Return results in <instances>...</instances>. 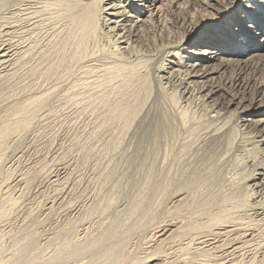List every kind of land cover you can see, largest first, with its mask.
<instances>
[{
    "label": "rangeland",
    "instance_id": "obj_1",
    "mask_svg": "<svg viewBox=\"0 0 264 264\" xmlns=\"http://www.w3.org/2000/svg\"><path fill=\"white\" fill-rule=\"evenodd\" d=\"M77 1L89 3L91 0H0V41H11L13 48L17 46L19 49L12 56L13 65L10 62L7 70H0H6L2 72L6 78L0 72V130L14 128L9 123H13L14 117L23 109L26 114L16 116V126H22V115L27 116L26 121L21 118L25 122L24 127L0 131V264H15L16 261L17 264H140L151 254V248L156 247L155 251L159 252V245L166 249L168 244H173L168 240H164L165 243L156 242L152 247L151 243L144 244V237L152 233L154 227L163 224L165 219L175 220L179 215V220H176L179 222L178 229L172 234L178 239L177 234L185 233L188 227L196 225L198 221L194 220L197 213L206 210L200 209L202 206L195 207V204L208 202L209 207V201L214 204L217 198L214 209H222L223 216L230 218V214L238 215L244 222L247 219L250 221L249 218L255 216L253 209H250L251 204L264 206V178L260 181L251 179L256 172H262L260 166L264 168L263 129L250 125L238 126L236 116L228 115L219 124L223 125L218 130L219 137L200 135L201 138L197 136L196 140L195 136L194 141L193 135L186 129L190 131L191 123L207 119L209 106L193 90L191 83L181 81L184 68L174 66L172 71L165 68L170 53L178 56L175 53L179 51L180 55H185L186 50L192 48L188 45L190 39H187L190 34L183 36L188 29L187 12H193L194 16L205 14L206 18H203L195 34L203 33L201 27L205 25L203 29L206 34L222 31L218 39H224L220 37L224 34L225 22H217L213 0H179L183 2L182 5L187 4L183 6L186 12L183 14L185 26L182 21L179 24L173 19L167 7L168 0H163L167 10L162 7L161 11L155 9L151 17H147V14L141 16L146 21L140 27L141 44L123 38L118 31L110 28L113 24L101 17L97 21L100 25H97L96 31L80 30V25L75 20V23L69 21L70 15L63 12L66 4L78 5ZM258 1L249 2L256 6ZM24 8L29 9L28 12ZM177 40H181L179 45ZM258 40L257 37L255 43ZM229 43L241 52L239 57L253 68L247 77L259 82L264 96V68L249 54L254 41L235 34L229 38ZM58 59L59 62L55 63ZM32 70L34 74L39 72L32 75ZM235 71L236 68L232 67L225 69L222 76H232ZM7 73L16 74H10L11 79ZM44 75L47 78L44 77L45 81L42 79ZM33 77L38 79L34 85L31 84L35 83ZM141 77L147 79L149 92L126 125L122 119L114 117L113 112L115 107L122 104L125 94L141 82ZM40 93L43 96L39 97ZM30 95L33 96L31 100L42 101L32 110H29L32 101H27ZM19 101L26 102L21 105ZM14 103L18 108L20 105L23 107L22 110H15L16 115L13 114ZM9 109L11 111L8 112ZM11 112L13 115L9 114ZM4 123L9 124L8 128ZM219 142L225 144L222 146ZM196 175L201 176L199 183H195ZM181 184H189L195 208L185 209L183 202L190 197L184 195L186 192L176 194L175 201L170 199L171 191ZM253 201L256 203L253 204ZM226 202H230L227 203L229 207L225 205ZM222 204L228 212L223 210ZM187 212L191 217L186 216ZM180 216L189 220V226ZM182 224L188 227L183 229ZM112 227H115L114 234L111 239H106L107 231ZM104 248H108L109 254L118 253L109 256L107 252V255L98 258V255L93 256V250L99 252ZM208 253L216 252L209 250Z\"/></svg>",
    "mask_w": 264,
    "mask_h": 264
},
{
    "label": "bare ground",
    "instance_id": "obj_2",
    "mask_svg": "<svg viewBox=\"0 0 264 264\" xmlns=\"http://www.w3.org/2000/svg\"><path fill=\"white\" fill-rule=\"evenodd\" d=\"M69 1V0H68ZM72 1V0H71ZM74 1V0H73ZM76 1V0H75ZM163 0H91L89 3H81L78 2V5H67L63 8L64 11L63 12H67L70 16L69 17V21H76V24L78 23L80 25V30L84 31V32H91L92 30L96 31V29H98L97 25L98 24V19L103 18L106 22L108 21L111 25L110 28H112V30H116L119 32V35L123 36V38L125 37L126 39H128L129 41L135 42V43H139L141 44L142 41V37H141V25L143 24V22L145 21L143 17V14L146 15L147 17H151L153 16V11H161L162 7L167 10L164 7L165 2H162ZM190 2L195 1V0H189ZM189 1H187L189 3ZM250 0H213L214 2V11H216L215 13L217 14L216 20L217 22H225L223 25L224 28V34L221 35L220 38H224L223 40H219V34L222 31H218L215 32L214 34L209 32L206 34L204 31V26L201 27V31L203 33H199V34H195V30L202 24L201 22L204 20L203 18L205 17V14H198V15H192L191 13L187 12V18L186 20L188 22V26L186 29V33L183 34V36L190 34L189 37L187 39H190V41L188 42L189 47L192 46V48L190 50H186V54L184 55H180L179 51L178 53L174 52L175 54H178V56H175L173 54H171L170 52V59H166V67L165 68H169L171 71L174 68V66L179 68H184V71L181 73L180 79L181 81H186L188 84H192L190 86H192L193 90L197 93H199L201 95V97L204 99V103L206 102V104L209 106L208 109V116L207 119H204L198 122H193V124L191 123L190 127V131L189 128L186 129L189 133L191 132V134L193 135V139L195 137V139L197 140V136H207V135H216L219 137L220 133L218 134V130H220V128L223 127V125L221 122L226 118V116L230 115V116H236V124H238V126H243V125H250L253 128H262L263 132H264V96L261 94V90H260V86L259 82H257V80L247 77V74H249V72L251 71V68L249 66V63L240 58L239 56L241 55V52H238L234 49V47L229 43V38L232 37V35H241L243 36L245 39H252V41H254L253 44H251L250 48H249V54L251 57L255 58L256 60H258L260 66L262 68H264V0H260L256 3V6H252L250 5ZM252 1V0H251ZM88 2V1H87ZM186 2V3H187ZM201 2V1H200ZM3 3V2H2ZM68 3V2H67ZM76 3V2H75ZM132 3V4H131ZM164 3V4H163ZM169 3V9H170V13L171 15L174 17L173 19L181 24L185 22V16L183 14H185L186 12L183 11V6L187 5H182L183 2L179 1V0H168ZM34 4V3H33ZM64 4V2H63ZM190 4V3H189ZM194 4V2H193ZM27 5V4H26ZM32 5V4H31ZM168 5V4H167ZM191 5V4H190ZM33 6V5H32ZM61 6V4H60ZM166 6V4H165ZM192 6V5H191ZM194 6V5H193ZM198 6V5H197ZM213 6V5H212ZM23 7V6H22ZM28 7V6H26ZM189 7V6H188ZM132 8V9H131ZM195 8V7H194ZM23 9V8H22ZM25 9V8H24ZM27 9V8H26ZM25 9V10H26ZM62 9V8H61ZM60 9V10H61ZM154 9V10H153ZM187 9V7H186ZM193 9V8H192ZM24 10V11H25ZM29 10V9H28ZM28 10H26V12H28ZM23 11V12H24ZM109 11V12H108ZM187 11V10H186ZM190 11V10H188ZM18 12V11H17ZM70 12V13H69ZM73 12V13H72ZM108 12V13H106ZM169 12V11H168ZM103 13H105V16H102ZM161 13V12H160ZM198 13V12H196ZM67 14V15H68ZM133 14H136L137 16L134 17ZM214 14V16L216 15ZM108 15V16H107ZM208 14H206V16H208ZM168 16V13H167ZM106 17V18H105ZM140 17V18H138ZM171 17V16H170ZM136 18V19H133ZM206 18V17H205ZM148 19V18H147ZM169 20V19H167ZM75 21H73L75 23ZM146 22V21H145ZM70 23V22H69ZM100 23V21H99ZM140 23V24H138ZM172 23V21L170 22ZM75 24V25H76ZM102 24V23H101ZM145 24V23H144ZM154 24V23H153ZM174 24V23H173ZM74 25V24H73ZM78 25V26H79ZM105 25V23H104ZM152 25V24H150ZM185 26V24H183ZM106 26V25H105ZM174 26V25H172ZM146 27V26H145ZM180 27V26H179ZM100 28V27H99ZM140 28V29H139ZM148 28V26H147ZM102 29V28H101ZM144 30V29H143ZM142 30V31H143ZM176 30V29H175ZM184 30V29H183ZM72 32V31H71ZM93 32V31H92ZM114 32V31H113ZM112 32V33H113ZM151 32V31H150ZM149 32V33H150ZM110 33V32H109ZM184 33V32H183ZM111 34V33H110ZM114 34V33H113ZM112 34V35H113ZM37 35V34H36ZM144 35V34H143ZM197 35V37L195 38V36ZM117 36V35H116ZM184 36V37H185ZM173 37V36H172ZM171 37V38H172ZM258 37L259 40L258 42L255 43L256 38ZM181 38H183L181 36ZM1 39V38H0ZM22 39V38H21ZM117 39V38H116ZM167 39V38H166ZM169 39V38H168ZM186 39V40H187ZM147 40V39H146ZM171 40V39H170ZM174 39H172L173 41ZM183 40V39H182ZM151 41V40H150ZM178 41V45L181 42V40H177ZM226 41V42H225ZM173 44V42H171ZM170 43V46H172ZM151 44V43H150ZM166 44V43H165ZM175 44V42H174ZM134 45V44H133ZM169 45V44H167ZM141 46V45H140ZM134 47V46H133ZM137 47V45H136ZM168 47V46H167ZM178 48V46H176ZM144 48V47H143ZM162 48V47H161ZM40 49V48H39ZM61 49V48H60ZM146 49V47H145ZM182 50L185 48H181ZM19 49L13 48L11 41H6V40H1L0 41V70L2 68L7 67L10 65V62L12 60V56L14 54H16V52ZM31 50V49H30ZM38 50V49H37ZM149 50V49H148ZM160 50V48H159ZM180 50V49H179ZM48 51V50H47ZM133 51V50H132ZM155 51V50H154ZM153 51V52H154ZM167 51V50H166ZM171 51V50H170ZM176 51V50H175ZM136 52V51H135ZM143 52V51H141ZM160 52V51H159ZM27 53V52H26ZM145 53V52H144ZM150 53L151 50H150ZM59 54V53H58ZM45 55V53H44ZM53 55V54H52ZM133 55V54H132ZM46 56V55H45ZM44 56V57H45ZM49 56V54H48ZM155 56V55H154ZM165 56V55H164ZM167 56V54H166ZM165 56V57H166ZM33 57V56H32ZM55 57V56H53ZM140 57V56H139ZM145 57V56H144ZM142 58V57H140ZM147 58V57H146ZM163 58V57H162ZM161 58V59H162ZM46 59V58H45ZM50 59V58H49ZM90 59V58H89ZM139 59V58H138ZM144 59V58H143ZM149 59V58H147ZM174 59V60H173ZM14 60V59H13ZM43 60V59H42ZM51 60V59H50ZM78 60V59H77ZM140 60V59H139ZM165 60V58H164ZM31 61V60H30ZM45 61V60H44ZM49 61V60H47ZM52 61V60H51ZM37 62V61H36ZM59 59L57 62L58 63ZM12 63V62H11ZM35 63V62H34ZM49 63V62H48ZM162 63V62H161ZM19 64V63H18ZM36 64V63H35ZM43 64V63H42ZM171 64V65H170ZM13 65V63H12ZM51 65V64H50ZM57 65V64H56ZM62 65V64H61ZM139 65V64H138ZM168 65V67H167ZM21 66V65H19ZM23 66V65H22ZM35 66V65H34ZM38 66V65H37ZM36 66V68H37ZM140 66V65H139ZM159 66V65H158ZM11 67V66H10ZM30 67V66H29ZM39 67V66H38ZM41 67V66H40ZM43 67V65H42ZM53 67V66H51ZM116 67V66H115ZM147 67V66H146ZM232 68H236L235 73L232 76H222L223 72L225 69H231ZM35 68V67H34ZM46 68V66H45ZM164 68V69H165ZM6 69V70H7ZM12 69V68H11ZM19 69V67H18ZM16 68V70H18ZM48 69V68H47ZM65 69V68H64ZM92 69V68H91ZM159 69V67H158ZM162 69V68H161ZM5 70V71H6ZM13 70V69H12ZM10 70V71H12ZM24 70V69H23ZM44 70V68H43ZM46 70V69H45ZM52 70V69H51ZM177 70V69H176ZM4 71V72H5ZM9 71V70H8ZM41 71V70H40ZM160 71V70H159ZM234 71V70H233ZM1 72V71H0ZM3 72V71H2ZM1 72V73H2ZM3 72V73H4ZM20 72V70H19ZM39 72V71H38ZM36 71V73H38ZM45 73V71H42ZM46 72L48 73L49 71L46 70ZM176 72V71H175ZM2 73V76H3ZM12 73V72H11ZM7 73V76H9V78H11V74ZM21 73V72H20ZM35 73V74H36ZM166 73V71H165ZM177 73V72H176ZM11 74V75H10ZM30 74L35 75L33 73V70L30 72ZM50 74V73H49ZM173 74V73H171ZM37 75V74H36ZM55 75V74H54ZM53 75V76H54ZM97 75V74H96ZM178 75V74H177ZM42 76V73H41ZM163 76V75H162ZM173 76V75H172ZM179 76V75H178ZM216 76H218V78L220 77V79H218ZM5 77V76H3ZM16 77H18V74L16 75ZM45 77V75L42 77V79ZM177 77V76H176ZM6 78V77H5ZM27 78V77H26ZM46 78V77H45ZM44 78V81H45ZM218 80H217V79ZM8 79V78H7ZM5 79V80H7ZM12 79V78H11ZM19 79V78H18ZM34 79V77H33ZM32 79V80H33ZM47 79V78H46ZM100 79V78H99ZM177 79V78H176ZM264 79V78H263ZM17 80V79H16ZM24 80V79H23ZM31 80V79H30ZM38 80V79H36ZM36 80L34 79L33 81L35 83H31V84H36ZM41 80V79H40ZM85 80V79H84ZM92 80V79H91ZM123 80V79H122ZM15 81V80H14ZM19 81V80H18ZM32 81V82H33ZM124 81V80H123ZM2 83V80L0 81ZM9 82V80H8ZM7 81H5V84L8 83ZM43 82V81H40ZM101 82V81H100ZM128 82V80H127ZM131 82V81H130ZM174 82V81H173ZM4 83V82H3ZM45 83V82H44ZM80 83V82H79ZM180 82H178L179 84ZM264 83V82H263ZM16 84H18L16 82ZM101 84V83H100ZM131 84V83H130ZM129 84V85H130ZM175 84V82L173 83ZM177 84V83H176ZM185 84V83H184ZM6 85H9L6 84ZM21 85V84H20ZM104 85V84H103ZM126 85V84H125ZM128 85V84H127ZM1 86V85H0ZM3 86V85H2ZM15 86V85H14ZM27 86V85H26ZM32 86V85H31ZM105 86V85H104ZM174 86V85H173ZM172 86V87H173ZM183 86V85H182ZM181 86V87H182ZM24 87V86H23ZM29 87V86H27ZM90 87V86H89ZM100 87V86H99ZM176 87V86H174ZM180 87V88H181ZM21 88V87H20ZM26 88V87H25ZM24 88V89H25ZM178 88V85H177ZM176 88V89H177ZM1 89V88H0ZM5 89V88H4ZM2 89V90H4ZM9 89V86H8ZM28 89V88H27ZM174 89V88H173ZM189 89V88H188ZM187 89V90H188ZM191 89V88H190ZM189 89V91H190ZM26 90V89H25ZM39 90V89H38ZM53 90V89H52ZM131 91L128 94H125V97L122 98L124 101L122 102V104H117V108L115 107L116 110H114V117L116 118H120L123 120L124 124H126L127 120L130 118V116H132L137 109L139 108L140 103L142 102L143 98L147 96V93L149 92L148 90V85H147V79L145 77H141V82L134 86L132 89H130ZM183 90V89H181ZM192 90V89H191ZM1 91V90H0ZM4 91H8V90H4ZM24 90H22L23 92ZM37 91V89H36ZM175 91V89H174ZM180 91V90H179ZM47 92V91H46ZM119 92V91H118ZM186 92V91H185ZM184 92V93H185ZM193 92V93H195ZM7 93V92H5ZM19 93H21L19 91ZM18 93V94H19ZM29 93V92H28ZM45 93V92H44ZM48 93V92H47ZM46 93V94H47ZM191 93V92H190ZM4 94V93H3ZM17 94V93H15ZM25 94V93H24ZM33 94V93H32ZM31 94V95H32ZM38 95V93H36ZM71 94V93H70ZM199 94L197 95V97L199 96ZM6 95V94H5ZM9 95V94H8ZM28 96L29 99H27V101L33 99L32 97ZM98 95V94H97ZM96 95V96H97ZM27 96V95H26ZM43 95L40 96L41 97ZM84 96V95H83ZM192 96V95H191ZM194 96V95H193ZM192 96V97H193ZM1 97V94H0ZM15 97V96H14ZM17 97V96H16ZM31 97V98H30ZM38 97V96H37ZM38 97V98H39ZM79 97V96H78ZM195 97V96H194ZM196 97V98H197ZM13 98V97H12ZM25 97H23L24 99ZM27 98V97H26ZM36 98V97H34ZM50 98V97H49ZM189 98V97H188ZM10 99V98H9ZM37 99V98H36ZM94 99V98H93ZM2 100V99H1ZM26 100V99H25ZM119 100V98H118ZM23 101V100H22ZM19 101L22 105L25 104V102ZM33 103H32V102ZM30 104H31V108L29 110H32L33 108H35L36 106L40 105L42 103V101H38L35 100H31ZM85 101V100H84ZM18 102V103H19ZM81 102V101H80ZM202 102V101H201ZM202 102V103H203ZM17 103V102H16ZM16 103H14L15 108H11L13 110V112L9 113L10 115H16L15 110H19V108L22 110L23 107L21 108L18 105L16 107ZM77 104V103H76ZM75 104V106H76ZM142 104V103H141ZM150 104V103H149ZM27 105V104H26ZM205 105V104H204ZM13 106V105H12ZM13 106V107H14ZM24 106V105H23ZM69 106V105H68ZM72 106V105H71ZM175 106V105H174ZM207 106V107H208ZM206 107V108H207ZM231 107V108H230ZM26 108V106L24 107ZM184 108V107H183ZM28 109V108H27ZM96 109V108H95ZM192 109V108H191ZM28 110V111H29ZM57 110V109H56ZM90 110V109H89ZM207 110V109H206ZM11 111L10 109L8 110V112ZM27 111V112H28ZM186 111V110H185ZM19 112V111H17ZM26 112V109H25ZM32 112V111H31ZM83 112V111H82ZM106 112V111H105ZM13 113V114H12ZM21 113V111L19 112ZM19 113H17V117H19ZM23 114L24 113V109H23ZM21 113V114H22ZM67 113V112H66ZM80 113V112H79ZM184 113V112H183ZM31 114V113H30ZM33 114V113H32ZM92 114V113H91ZM102 114V113H101ZM136 114V113H135ZM8 115V114H7ZM29 115V113L27 114ZM238 115V116H237ZM14 117L15 119L17 117ZM111 116V115H110ZM248 116V117H247ZM257 116H260L259 118H256ZM24 119H23V118ZM27 117V116H25ZM24 115L21 116V118L23 119V121L25 120ZM29 117V116H28ZM98 117V116H97ZM187 117V116H186ZM21 120V124L20 127H17L19 125L16 126L17 121L14 120V122L9 123L10 125L13 124V126H15L14 128L11 127V129H16L17 130L19 128L24 127L25 122L23 123L22 119ZM31 118V116H30ZM105 118V117H104ZM209 118V119H208ZM28 119V118H27ZM112 119V118H111ZM114 119V118H113ZM19 120V119H18ZM31 120V119H30ZM65 120V119H64ZM192 120V119H191ZM26 121V120H25ZM105 121V120H104ZM110 121V120H109ZM120 121V120H118ZM195 121V120H194ZM197 121V120H196ZM10 122V121H9ZM28 122V121H27ZM183 122V121H182ZM190 122V121H189ZM6 123V122H5ZM3 124L4 126L6 125V127L8 128L7 124ZM15 123V125H14ZM62 123V122H61ZM233 123V122H232ZM8 124V125H9ZM70 124V123H69ZM104 124V123H102ZM128 124V122H127ZM126 124V125H127ZM130 124V123H129ZM161 125V123H159ZM174 124V123H173ZM3 125H1L3 128H5ZM28 125V124H27ZM121 125L122 121H121ZM163 125V123H162ZM166 125V124H165ZM105 126V125H103ZM125 126V125H124ZM183 126V125H182ZM237 126V125H235ZM26 127V126H25ZM126 127V126H125ZM168 127V124H167ZM249 127V126H248ZM117 128V127H116ZM165 128V127H164ZM2 129V128H1ZM8 129V130H11ZM185 129V127H184ZM226 129V128H225ZM8 130H6L8 132ZM167 130V129H166ZM254 129H252L253 131ZM256 130V129H255ZM261 131V129H258ZM1 132H6V131H2ZM224 131V130H223ZM0 132V133H1ZM19 132V131H18ZM102 132V131H101ZM179 132V131H178ZM20 133V132H19ZM18 133V134H19ZM167 133V132H166ZM169 133V132H168ZM177 133V132H176ZM249 133V132H248ZM247 133V134H248ZM253 133V132H251ZM170 134V133H169ZM189 134V135H191ZM218 134V135H217ZM188 136V134H187ZM200 136V138H201ZM251 136V134H250ZM192 137V136H189ZM209 137V136H208ZM264 137V136H263ZM2 138V137H1ZM253 138V136L251 137ZM167 139V138H166ZM194 139V141H195ZM256 139V138H255ZM220 140V139H219ZM218 140V141H219ZM254 140V139H253ZM264 141V138L261 139V141ZM2 141V140H1ZM221 141V140H220ZM223 141V140H222ZM228 141V140H227ZM251 141V140H250ZM259 141V140H258ZM204 142V141H203ZM206 142V141H205ZM226 142V140H225ZM77 143V142H76ZM218 143V142H216ZM103 144V142H102ZM219 144H225V143H221L219 142ZM189 145V144H188ZM187 145V146H188ZM166 146V145H165ZM115 149V148H114ZM167 149V148H166ZM96 150V149H95ZM79 151V150H78ZM166 151V150H165ZM211 152V151H210ZM223 152V151H222ZM218 153V152H217ZM215 154V153H214ZM261 157V156H260ZM264 157V156H263ZM167 160V159H166ZM254 160V159H253ZM209 161V160H208ZM188 162V161H187ZM228 162V161H227ZM256 163V162H255ZM208 164V163H207ZM251 164V163H250ZM263 164V163H262ZM252 165V164H251ZM252 167V166H251ZM259 167V166H258ZM223 169V168H222ZM257 169V168H256ZM259 169V168H258ZM262 172H256L254 175L251 176L252 181L253 180H257L260 181L262 180V178H264V168H261ZM206 170V169H205ZM252 170V169H251ZM206 172V171H205ZM250 173V172H249ZM200 174V173H198ZM202 175V174H201ZM49 176V175H48ZM203 176V175H202ZM250 176V175H249ZM248 176V177H249ZM201 176L200 175H196L194 178L196 180V182L194 180H190L193 181L192 183H199V181H201ZM81 178V177H80ZM158 178V177H157ZM245 178V177H244ZM243 178V179H244ZM79 179V178H78ZM160 179V178H159ZM173 179V178H172ZM187 181V180H186ZM205 182V181H204ZM202 181V183H204ZM207 182V181H206ZM256 182V181H255ZM58 183V182H57ZM258 183V182H257ZM168 184V183H167ZM191 184V183H189ZM188 184V185H189ZM209 184V183H208ZM216 184V183H215ZM254 185H257L255 183H253ZM260 184V182H259ZM67 185V184H66ZM141 185V184H140ZM172 185V184H171ZM174 185V184H173ZM188 185H178V187L176 186L173 190L171 188V192L172 194L170 195V199H173L174 201L176 200V194L182 195L185 192V196L187 197L188 195L191 197V188L188 187ZM253 185V186H254ZM216 186V185H215ZM245 186V185H244ZM260 186V185H259ZM174 187V186H173ZM198 187V186H197ZM219 187V186H217ZM255 187V186H254ZM227 188V187H226ZM163 189V188H161ZM248 189V187H247ZM246 189V190H247ZM259 189V188H258ZM262 189V188H261ZM157 190V189H156ZM182 190H184L182 192ZM193 190V189H192ZM217 190V189H216ZM245 190V189H243ZM252 190V189H251ZM255 190V189H254ZM257 190V189H256ZM260 190V189H259ZM258 190V191H259ZM181 191V192H180ZM214 191V190H213ZM223 191V190H222ZM257 191V192H258ZM262 191V190H261ZM199 192V191H198ZM212 192V191H211ZM210 192V193H211ZM244 192V191H243ZM250 192V190H249ZM260 192V191H259ZM258 192V193H259ZM175 193V194H173ZM208 193V192H207ZM206 193V194H207ZM220 193V192H219ZM224 193V192H223ZM233 193V192H232ZM213 194V193H212ZM218 193H216L217 195ZM262 194V193H261ZM219 195V194H218ZM225 195V194H224ZM257 195V194H256ZM260 195V194H259ZM184 196V198H185ZM208 196V195H207ZM263 196V195H262ZM180 197V196H179ZM188 198L187 202H183L185 209L188 207L191 209V207H194V199L192 200L193 197ZM250 197V196H249ZM254 197V196H253ZM260 197V196H259ZM181 198V197H180ZM183 198V197H182ZM181 198V199H182ZM208 198V197H207ZM211 199V197H209ZM252 198V197H251ZM169 199V202H170ZM186 199V198H185ZM184 199V201H185ZM190 199V200H189ZM196 199V198H195ZM213 199V198H212ZM218 199V198H217ZM217 199L214 201L215 203L212 204L209 201V207H208V202H204L203 204H200L199 202H197L196 200V205L195 207H201L200 209H206L204 212L198 214L197 213V217L195 218L194 221H198L196 222L194 227H188L189 223L187 221H189L188 219L185 221L188 223V226H183V229H185L184 227H188V229H186L187 231H185V233H179L177 234V238H174V233L176 232V230L178 229L179 226V222L176 220L178 217L173 220V219H169L163 222L161 221V223L163 222V224H160L156 227H154L152 233L148 234V236L144 237V244H149L151 243V247L152 245L155 246L154 243L156 242H161V243H165L164 240H168L172 241L173 244H168L169 246L164 249L162 246L157 245V247L160 249L159 252H156L155 250L157 249L156 247L151 248V254L147 255L145 257V260L140 262V264H264V206H259L256 207L255 205H257L256 202L253 201V204L256 203L255 205H252L251 203V208L253 209V211L255 212V216L249 218L250 221L245 220V223L242 218H240L238 215H233L230 214L229 217L227 218V216H223V212L222 209L216 208L217 206ZM256 199V198H255ZM264 199V198H262ZM168 200V199H167ZM178 200V197H177ZM187 200V199H186ZM199 200V199H198ZM209 200V199H208ZM214 200V199H213ZM221 200V199H220ZM219 200V201H220ZM226 200V199H224ZM258 200V199H257ZM173 201V202H174ZM183 201V200H182ZM181 201V202H182ZM207 201V200H206ZM223 201V200H222ZM249 201V200H248ZM168 202V201H167ZM213 202V201H212ZM225 202V201H224ZM258 202V201H257ZM261 202V200H260ZM166 203V202H165ZM176 203V202H174ZM178 203V202H177ZM230 202H226V206L229 207ZM247 203V202H246ZM249 203V202H248ZM137 204V203H136ZM154 204V203H152ZM156 204V203H155ZM172 204V200L171 203ZM200 204V205H199ZM219 204V203H218ZM259 204V203H258ZM262 204H264L262 202ZM134 205V204H133ZM138 205V204H137ZM181 205V204H180ZM223 205V204H222ZM233 205V203H232ZM247 205V204H246ZM173 206V205H172ZM182 206V205H181ZM220 205H218L219 207ZM238 206V205H237ZM168 207V206H167ZM178 207V206H177ZM194 207V208H195ZM222 208V206H220ZM231 207V206H230ZM81 208V207H80ZM158 208V207H157ZM183 208V207H182ZM187 208V209H188ZM239 208H241L239 206ZM249 207L247 206V209ZM52 209V208H51ZM123 209V208H122ZM136 209V208H135ZM230 209V208H229ZM242 209V208H241ZM124 210V209H123ZM134 210V209H133ZM194 210V209H192ZM197 210V209H196ZM221 210V211H220ZM223 210H226V208H224L223 205ZM240 210V209H239ZM260 210V211H258ZM165 211V210H164ZM227 211V210H226ZM242 211V210H240ZM24 212V211H23ZM168 212V211H167ZM173 212V211H172ZM228 212V211H227ZM235 212V211H234ZM239 212V211H238ZM246 212V211H245ZM244 212V213H245ZM250 212V211H249ZM236 213V212H235ZM187 217H189L190 215H188V212L185 213ZM229 214V213H228ZM242 214V213H241ZM169 215V214H168ZM192 215V214H191ZM259 216V217H257ZM181 217V216H180ZM184 217V216H183ZM186 217V218H187ZM191 217V216H190ZM182 218V217H181ZM180 218V219H181ZM183 219V218H182ZM183 219V222H184ZM226 219V220H225ZM121 220V219H120ZM191 220V218H190ZM125 221V220H124ZM154 222V221H153ZM182 222V220H181ZM180 222V223H181ZM159 223V222H158ZM186 223V224H187ZM152 224V223H151ZM115 226V225H114ZM177 227V228H176ZM182 227V226H181ZM176 228V229H174ZM180 230V229H179ZM178 230V232H179ZM115 231V227L109 229L107 231L106 234V239L110 237L114 234ZM131 231V230H130ZM148 231V230H147ZM150 231V230H149ZM184 231V230H182ZM128 233V232H127ZM133 233V232H132ZM147 233V232H146ZM173 234V235H172ZM147 235V234H146ZM29 237V236H28ZM143 237V236H142ZM121 238V237H120ZM31 239V238H30ZM94 239V238H93ZM125 239V238H124ZM12 240V239H11ZM97 240V239H96ZM17 243V242H16ZM28 244V243H27ZM94 244V243H93ZM143 244V245H144ZM167 245V244H166ZM114 246V244H113ZM165 246V245H164ZM16 247V246H15ZM38 247V246H36ZM93 247V246H91ZM149 247V246H148ZM35 248V247H34ZM89 248V247H88ZM94 248V247H93ZM110 248V247H109ZM145 248V247H144ZM10 249V248H9ZM19 249V248H18ZM83 248H81L82 250ZM92 249V248H91ZM90 249V250H91ZM140 249V247H139ZM164 249V250H163ZM25 250V249H23ZM22 250V251H23ZM210 251H214L215 254H209L208 252ZM85 251V250H84ZM87 251V249H86ZM89 251V250H88ZM98 251V250H96ZM127 251V249L125 250ZM25 252V251H24ZM78 252V251H77ZM91 252V251H90ZM108 252V248L107 249H103L102 251L99 250V252H95L94 250L92 251V254L94 257H96V255H98L96 258L100 257V256H104L107 255ZM142 252V250H141ZM140 252V253H141ZM85 253V252H84ZM112 254H117V253H113ZM110 253V254H111ZM129 253V252H128ZM144 253V252H143ZM146 253V252H145ZM144 253V254H145ZM91 254V253H90ZM109 254V252H108ZM109 254V256H110ZM124 254V253H123ZM147 254V253H146ZM76 255V253H75ZM141 255V254H140ZM185 255V256H184ZM214 255V256H213ZM28 256V255H27ZM131 256V255H130ZM142 256V255H141ZM212 256V257H211ZM20 257V255H19ZM24 257V256H22ZM128 257V256H127ZM139 257V256H138ZM75 258V257H74ZM103 258V257H102ZM110 258V257H109ZM117 258V256H116ZM114 258V259H116ZM137 258V257H136ZM144 258V257H143ZM85 259V258H84ZM89 259V258H88ZM91 259V258H90ZM100 259V258H99ZM106 259V257H105ZM142 259V258H141ZM107 260V259H106ZM121 260V259H120ZM20 261V259H19ZM33 261V260H31ZM83 261V260H82ZM96 261V260H95ZM100 261V260H98ZM103 261V260H102ZM111 261V259H110ZM15 262V261H14ZM84 262V261H83ZM115 262V261H114ZM129 263V261H127ZM133 262V261H132ZM139 262V261H137ZM1 263V262H0ZM18 261H16L15 264H17ZM29 263V262H28ZM82 263V262H81ZM93 263V262H92ZM110 263V262H109ZM119 263V261L117 262ZM126 263V261H125ZM9 264V263H8ZM85 264V263H83ZM88 264V263H87ZM102 264V263H101ZM106 264H108L106 262ZM111 264V263H110ZM124 264V263H123ZM133 264V263H132ZM136 264V263H135ZM139 264V263H137Z\"/></svg>",
    "mask_w": 264,
    "mask_h": 264
}]
</instances>
